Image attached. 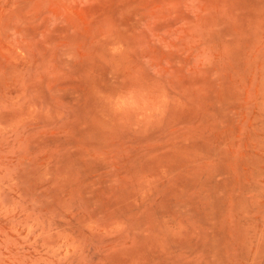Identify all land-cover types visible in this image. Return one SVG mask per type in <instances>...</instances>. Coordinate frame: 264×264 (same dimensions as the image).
<instances>
[{
  "label": "rangeland",
  "instance_id": "obj_1",
  "mask_svg": "<svg viewBox=\"0 0 264 264\" xmlns=\"http://www.w3.org/2000/svg\"><path fill=\"white\" fill-rule=\"evenodd\" d=\"M0 264H264V0H0Z\"/></svg>",
  "mask_w": 264,
  "mask_h": 264
}]
</instances>
